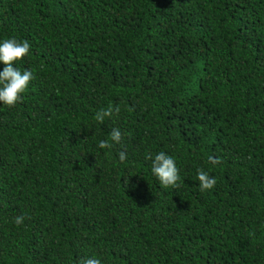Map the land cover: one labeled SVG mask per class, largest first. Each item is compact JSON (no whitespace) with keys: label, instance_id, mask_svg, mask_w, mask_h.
<instances>
[{"label":"trees","instance_id":"1","mask_svg":"<svg viewBox=\"0 0 264 264\" xmlns=\"http://www.w3.org/2000/svg\"><path fill=\"white\" fill-rule=\"evenodd\" d=\"M10 38L33 79L0 102V264H264V0H0Z\"/></svg>","mask_w":264,"mask_h":264},{"label":"clouds","instance_id":"2","mask_svg":"<svg viewBox=\"0 0 264 264\" xmlns=\"http://www.w3.org/2000/svg\"><path fill=\"white\" fill-rule=\"evenodd\" d=\"M30 51V44L27 40L18 42L15 38L5 39L0 43V62L5 67L0 71V102L3 106L13 107L18 102L22 101V94L26 91L30 81L33 79V73L29 69H25L21 72L14 66L17 61L23 60ZM119 107L115 108V112L118 114ZM113 116V108L110 106L107 109H101L96 112L95 120L99 123H103L106 117ZM111 141L119 144L122 139V134L118 128H113L110 132ZM98 147L101 149H111L113 144L101 140ZM119 160L124 162L126 160V153L124 151L119 152ZM147 159L152 160L151 171L153 175L158 179L160 185L167 189L169 187L179 188L178 181L180 180L179 169L176 166L175 160L161 151L153 158L149 154ZM209 162L213 165L221 163L219 158L209 156ZM197 179L199 181V190L201 192L213 189L216 185V179L211 177L208 172L204 170H198ZM25 220L24 216H17L14 219V223L17 226L23 224ZM79 264H101V260L95 257L82 258Z\"/></svg>","mask_w":264,"mask_h":264}]
</instances>
